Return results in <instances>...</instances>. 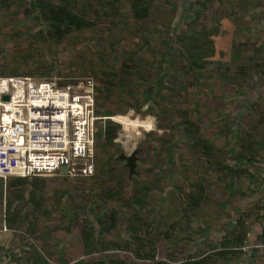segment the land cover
<instances>
[{"label": "rangeland", "instance_id": "rangeland-1", "mask_svg": "<svg viewBox=\"0 0 264 264\" xmlns=\"http://www.w3.org/2000/svg\"><path fill=\"white\" fill-rule=\"evenodd\" d=\"M137 1L147 14L0 0V76L92 77L105 119L93 177L0 178V264H242L230 219L264 166V0Z\"/></svg>", "mask_w": 264, "mask_h": 264}, {"label": "built area", "instance_id": "built-area-1", "mask_svg": "<svg viewBox=\"0 0 264 264\" xmlns=\"http://www.w3.org/2000/svg\"><path fill=\"white\" fill-rule=\"evenodd\" d=\"M104 128L92 77L0 76V178L93 177Z\"/></svg>", "mask_w": 264, "mask_h": 264}, {"label": "crops", "instance_id": "crops-1", "mask_svg": "<svg viewBox=\"0 0 264 264\" xmlns=\"http://www.w3.org/2000/svg\"><path fill=\"white\" fill-rule=\"evenodd\" d=\"M257 171L250 185L253 190L250 200L238 204L236 213L230 219V226L233 225V228L238 223L243 225L244 238L239 248L241 251H237L242 264L244 261L245 264H264V166H258ZM242 247H246V250H242ZM232 255L235 258L229 257L230 262L237 264V255Z\"/></svg>", "mask_w": 264, "mask_h": 264}, {"label": "trees", "instance_id": "trees-1", "mask_svg": "<svg viewBox=\"0 0 264 264\" xmlns=\"http://www.w3.org/2000/svg\"><path fill=\"white\" fill-rule=\"evenodd\" d=\"M138 1L137 0H133V7H135V11L138 14H147L148 13V6L145 5H141V7H139L137 5ZM142 10V12L140 11ZM51 13H52V17L59 21V22H64L66 23L67 28L72 25L74 22H82L83 18L78 15L73 13L72 11H70L68 8H66L63 5H56L55 7H53L51 9ZM106 131V129H105ZM109 130L106 131V135L108 136ZM240 235V234H238ZM233 244H235V247L240 248L241 243H237L236 241H233ZM234 247V246H231ZM234 247V248H235ZM232 250V248H231ZM234 252V251H232ZM78 264H82V261H80Z\"/></svg>", "mask_w": 264, "mask_h": 264}, {"label": "water", "instance_id": "water-1", "mask_svg": "<svg viewBox=\"0 0 264 264\" xmlns=\"http://www.w3.org/2000/svg\"><path fill=\"white\" fill-rule=\"evenodd\" d=\"M3 99H9V95H4ZM119 160H125L126 166L129 168L130 176L136 172L137 160H138V150L134 149L129 154L122 152L119 156ZM67 167L61 169V173L65 174Z\"/></svg>", "mask_w": 264, "mask_h": 264}]
</instances>
